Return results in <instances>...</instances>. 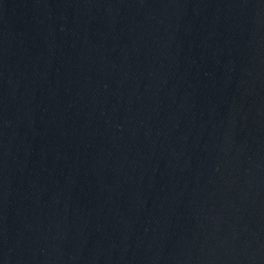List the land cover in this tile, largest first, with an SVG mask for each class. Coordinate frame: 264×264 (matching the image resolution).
I'll return each instance as SVG.
<instances>
[{
	"label": "water",
	"instance_id": "obj_1",
	"mask_svg": "<svg viewBox=\"0 0 264 264\" xmlns=\"http://www.w3.org/2000/svg\"><path fill=\"white\" fill-rule=\"evenodd\" d=\"M0 264H264V0H0Z\"/></svg>",
	"mask_w": 264,
	"mask_h": 264
}]
</instances>
